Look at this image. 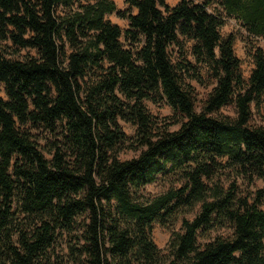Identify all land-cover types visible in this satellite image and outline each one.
I'll use <instances>...</instances> for the list:
<instances>
[{
    "label": "trees",
    "instance_id": "1",
    "mask_svg": "<svg viewBox=\"0 0 264 264\" xmlns=\"http://www.w3.org/2000/svg\"><path fill=\"white\" fill-rule=\"evenodd\" d=\"M212 2L0 0V264H264V50L244 78ZM216 2L264 40V0Z\"/></svg>",
    "mask_w": 264,
    "mask_h": 264
},
{
    "label": "rangeland",
    "instance_id": "2",
    "mask_svg": "<svg viewBox=\"0 0 264 264\" xmlns=\"http://www.w3.org/2000/svg\"><path fill=\"white\" fill-rule=\"evenodd\" d=\"M112 1L115 3L117 10H119V11L130 10L133 13L136 12L135 9L130 8V6L127 3V0H112ZM178 1L179 0H166L167 4L170 6H174L175 4H177ZM206 8L209 12L223 17L224 23L220 28V33L223 36H225L227 34H233L235 36L234 45H233L234 52L240 60V69H241V73H242L243 77L248 78V76H249V74H250V72L254 66L253 60L250 56L249 51L251 50L252 47H255V46H260L264 50V40L261 38L253 37V36L249 35V33L241 26L240 22L236 18L231 17V16H227L225 14V12L223 11V8L216 2V0H213V2L210 3ZM106 18L108 20H110L112 23L120 26L122 29H125L128 27V21L125 18L118 16V14L116 12L108 14L106 16ZM26 52H27L26 50H22L21 55H25ZM188 58L192 59L191 57H188ZM201 73L204 77H206V69L205 68H201ZM191 82L195 86V89L198 93L199 98L202 97L211 88V86L204 87V86L200 85L199 83H197L196 81H191ZM0 97L5 98L3 85L1 83H0ZM145 105H146L147 109L155 116L157 121L171 120L170 119V116L172 114L171 109L165 103L155 104V103H152L150 101H145ZM263 109H264V107H263ZM224 112L229 113V114H233V112L230 108H225ZM256 118L258 119V117H256ZM121 126L123 127L125 133L128 136L133 135L134 128L130 124L121 122ZM178 126H179V124L173 123L170 125V129H176ZM41 143L45 144V140L42 139ZM136 154L137 153L131 149H124L119 154V157L121 159H128V158L135 156ZM256 184L258 186H263L261 181H257ZM170 185L178 186L179 182H176L175 177H173V176H166V177L159 176L155 182H152V183L145 185L144 190L147 193L156 194V193H159V192L166 190L167 188H169ZM240 187H241L240 189L242 190V189H244V187H247V184L241 182ZM185 216L187 218H191L193 216V213L189 212ZM172 227H174L172 229H179L180 223L177 222ZM170 230L162 227L158 223H155L153 225L152 238H153L155 244L157 245V247L160 248L162 251H166L165 248H166L167 242L171 236ZM225 233L226 232H224V234ZM64 245H65V243H64ZM62 249L63 250H61V249H57V250L61 255H65V253H67V249L65 248V246H63ZM68 264H71V263H68Z\"/></svg>",
    "mask_w": 264,
    "mask_h": 264
}]
</instances>
